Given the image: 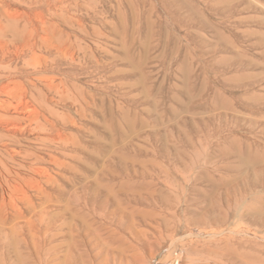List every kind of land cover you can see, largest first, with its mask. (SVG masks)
<instances>
[{
    "label": "rangeland",
    "instance_id": "1",
    "mask_svg": "<svg viewBox=\"0 0 264 264\" xmlns=\"http://www.w3.org/2000/svg\"><path fill=\"white\" fill-rule=\"evenodd\" d=\"M260 196L264 0H0V264H264Z\"/></svg>",
    "mask_w": 264,
    "mask_h": 264
},
{
    "label": "bare ground",
    "instance_id": "2",
    "mask_svg": "<svg viewBox=\"0 0 264 264\" xmlns=\"http://www.w3.org/2000/svg\"><path fill=\"white\" fill-rule=\"evenodd\" d=\"M238 180H239V178H238ZM237 180V181H238ZM248 182V181H247ZM237 186V185H236ZM241 188H244V190H248V185L247 184H245V183H243V186H241V185H239ZM257 186V185H256ZM256 186H252V187H256ZM231 188V187H230ZM233 188V187H232ZM227 189V188H226ZM250 189V188H249ZM256 189V188H255ZM230 190V189H229ZM233 191H234V189H233ZM238 191V190H237ZM226 192H228V191H226ZM235 192V191H234ZM230 194V193H229ZM238 195V194H237ZM239 196V195H238ZM241 197V196H240ZM239 197V198H240ZM260 198L263 200L264 199V196H260ZM241 199V198H240ZM256 199V198H255ZM237 200V199H236ZM264 201V200H263ZM258 207H262L261 209H264V203H262V205H260V206H258ZM257 208V207H256ZM258 210V209H257ZM261 211V210H260ZM21 264H31V261H30V258H28L27 256H25L24 257V259H23V262L21 263Z\"/></svg>",
    "mask_w": 264,
    "mask_h": 264
}]
</instances>
